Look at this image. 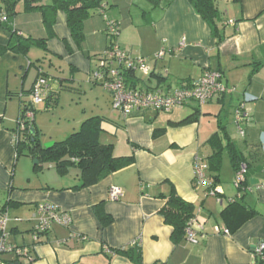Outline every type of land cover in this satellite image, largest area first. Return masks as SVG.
Returning a JSON list of instances; mask_svg holds the SVG:
<instances>
[{
  "label": "crops",
  "instance_id": "0c3cea01",
  "mask_svg": "<svg viewBox=\"0 0 264 264\" xmlns=\"http://www.w3.org/2000/svg\"><path fill=\"white\" fill-rule=\"evenodd\" d=\"M213 1L218 10L216 33L190 0H111L106 15L121 23L117 43L134 57H147L153 67L150 77L136 75V85L175 89L211 68L221 72L223 83L232 89L202 106L192 103L170 112L149 109L129 117L111 108L110 93L95 77L99 54L111 43L103 15L96 11L85 20V39L78 44L64 11L45 16L24 0L22 9L17 4L15 28L24 37L45 39V45L0 55V206L6 205L11 217L9 242L29 247L32 257L4 253L7 264H137L113 252L131 247L142 250L141 264H257L254 243L264 241V0ZM51 3L37 0L33 4ZM45 18L54 20L52 28ZM11 38L12 33L0 25V46H7ZM162 48L166 54L155 60ZM41 72L58 92L55 106L61 105L64 91L80 93L92 108L90 112L84 108L76 122L80 125L100 117V142L112 144L116 157L133 155V163L77 189L82 182L79 168L61 171L49 163L51 170L40 171L28 154L18 157L22 144L15 141V133L20 95L28 97ZM241 104L247 115L241 122L244 136L235 120ZM49 107L36 108L34 126L40 137L43 111ZM217 133L223 143L229 138L236 143L251 164V179L259 180L241 193L243 202L258 214L229 235L217 233L215 227L228 228L221 212L239 193L233 185L236 171L231 160L229 180L219 174L222 203L206 195L204 186L196 188L193 183L194 157L198 154L208 164L214 151L210 140ZM113 186L123 191L119 200L110 198ZM173 189L195 205L203 226L196 243L186 238L174 244L173 227L160 214L163 196ZM39 203L66 212L70 225L54 224L36 239L32 230Z\"/></svg>",
  "mask_w": 264,
  "mask_h": 264
},
{
  "label": "trees",
  "instance_id": "16d2710c",
  "mask_svg": "<svg viewBox=\"0 0 264 264\" xmlns=\"http://www.w3.org/2000/svg\"><path fill=\"white\" fill-rule=\"evenodd\" d=\"M20 1L22 0H0V25L12 33L10 43L7 46H0V55L7 50H17L20 52L28 50L31 45H45V39L24 37L20 31L15 28L13 18L17 14V4ZM24 1L28 3L30 9L43 10L45 16H52L58 10L64 11L67 14L68 25L75 41L78 44H81L85 39L83 29L85 20L96 11L100 13L99 9L106 0H52V3L49 5L33 4L37 0ZM171 1L172 0H169V2ZM190 1L203 18L209 22L216 33L215 20L218 16V10L214 1ZM110 2L111 0L108 1L109 6ZM2 13L7 14L9 22L4 23L1 21ZM45 22L52 28L54 20L48 22L45 18ZM117 22L121 29V23L119 21ZM42 74L44 73L42 72ZM126 82L131 84V86H135L137 84L136 75L133 72L126 73ZM53 92L55 96L53 100L54 103H56L58 92L54 89ZM197 112L193 113L192 116L196 115ZM189 119L190 118L185 121H188ZM101 122L102 119L98 116L88 118L82 122L81 127L77 131L71 133L66 139L54 142L47 147L41 144L39 138L40 131L33 124L31 128L33 131H30L28 141L20 143L22 145L18 147L17 156L19 157L23 153V148L27 147L29 149L28 155L32 157L33 160H38V163L35 164V169L40 170L41 165L44 163H55L56 167L61 171H65L73 166L79 168L82 180L81 184L76 185L74 188L78 189L96 184L109 174L129 166L134 161L133 155L122 157L114 156L112 144H103L100 142L99 136L101 133ZM210 141L214 147V151L207 158V162L209 170L208 177L211 179L212 185H218L222 157L226 151L229 154L231 164L236 171V174L242 164H245L247 167L246 181L241 188L237 189L239 192L245 193L251 185V177L249 174L251 164L247 162L244 153L238 148L234 141L230 140V138L226 143H223L218 133L214 134ZM221 196L222 194L219 195V197ZM243 196L244 195L239 197L238 193L233 198H230L221 212V216L228 227L227 229L230 231L237 230L247 220L258 214L257 210L247 206L243 202ZM163 197L165 198V204L161 208L160 214L163 216L165 222L173 227L171 239L174 244H178L186 239V231L189 222L197 215L196 208L194 204L182 199L174 189L170 194L167 196L164 195ZM1 207L4 211H7L6 205ZM106 219L109 218L106 217ZM253 251L256 263L264 264V251L262 253H256L255 249H253ZM113 252L128 257L134 263H142V250L138 247L119 248L115 249ZM73 264L87 263L78 261Z\"/></svg>",
  "mask_w": 264,
  "mask_h": 264
},
{
  "label": "built area",
  "instance_id": "2783aa9c",
  "mask_svg": "<svg viewBox=\"0 0 264 264\" xmlns=\"http://www.w3.org/2000/svg\"><path fill=\"white\" fill-rule=\"evenodd\" d=\"M108 1L106 0L101 5L99 11L105 18V32L111 43L99 55L95 77L102 81L103 87L110 93L112 108L114 110L120 112L124 117H129L134 113H140L149 109L170 112L176 107L192 103L202 106L215 96L232 92V89L223 83L221 72L211 68L206 69L199 79L175 89L144 88L128 84L126 82V73L133 72L135 75L150 77L153 73V67L150 65L147 57H134L130 51L122 48L117 43L116 40L120 35L121 29L117 21L109 19L106 15L109 7ZM1 21L4 23L9 22V17L6 13H2ZM182 45H184V39L180 43V46ZM165 54L166 48H162V50L155 54V60L162 59ZM20 97L23 100L15 133V141L17 143L28 141L35 121L37 106L43 104L48 108L54 103L53 99L55 96L52 80L41 72L28 97L24 99L25 95L23 94ZM246 116L245 106L243 104L239 105L238 109H236L235 120L238 124V131L242 136L245 135V130L241 122L247 118ZM194 168V186L196 188L204 186L206 188V195L216 197L219 203H222V198L219 197L222 191L218 186L212 185V181L207 175L208 164L198 154L194 157ZM246 173L247 167L245 164H242L234 179V185L237 189L241 188L245 183ZM109 195L112 200H119L123 196V191L121 188L113 186L109 191ZM239 197H241V192H239ZM34 218L36 224L33 226L32 231L36 239L49 232L54 224L69 226L71 223V217L66 212L60 211L55 205L50 203H39L36 206ZM10 220L11 217L8 211H4L0 206V264H6L3 255L8 252L32 258L29 247L15 246L9 242L8 225ZM17 220H20V218H17ZM202 229L203 226L196 215L189 222L186 238L196 243L198 241L197 235ZM215 230L217 233L230 234V230L227 228L222 229L216 226ZM254 249L256 253H262L264 251V241H255Z\"/></svg>",
  "mask_w": 264,
  "mask_h": 264
},
{
  "label": "rangeland",
  "instance_id": "374dc122",
  "mask_svg": "<svg viewBox=\"0 0 264 264\" xmlns=\"http://www.w3.org/2000/svg\"><path fill=\"white\" fill-rule=\"evenodd\" d=\"M20 4H21L20 8L22 9L23 4L21 2ZM71 93L72 92L64 91L63 100L59 107L55 106V103H53L52 105H50L49 111H43L44 114L41 112V114H43L42 116L43 133L41 134L40 141H41V144L44 145L45 147L52 145L54 142L64 140L68 136H70L71 133L77 131L81 127V124L79 125L76 122V118H78V116L82 114V111L84 110V108L85 110H88V112H90L92 108L89 102H86L87 100L85 98H81L80 93L78 92L74 94H71ZM41 106H43V104L38 105L39 108ZM41 114L38 115V117H41ZM215 121L216 120H214L213 122L215 123ZM28 153H29V149L25 147L23 148V153L20 157H25L27 156ZM204 154H207V153L204 152ZM222 161H223L222 166H221L222 171L220 170L219 174L221 175L222 180L227 181L229 180L230 173H231L228 170L229 169L232 170V169L229 164V161H230L229 155L226 152L223 154ZM50 167H52V165H50L49 163H44V166L43 168H40V171H48ZM75 169L76 168L71 167L70 171L72 170L71 172H74ZM251 170L252 169H250V172Z\"/></svg>",
  "mask_w": 264,
  "mask_h": 264
},
{
  "label": "water",
  "instance_id": "95a60500",
  "mask_svg": "<svg viewBox=\"0 0 264 264\" xmlns=\"http://www.w3.org/2000/svg\"><path fill=\"white\" fill-rule=\"evenodd\" d=\"M31 131H33V129H31ZM38 163V160L37 159H34V164H37ZM251 183L252 184H258L259 183V180L258 179H251Z\"/></svg>",
  "mask_w": 264,
  "mask_h": 264
}]
</instances>
